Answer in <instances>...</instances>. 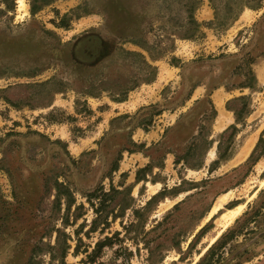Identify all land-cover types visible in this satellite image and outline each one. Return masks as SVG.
Masks as SVG:
<instances>
[{"label": "rangeland", "instance_id": "obj_1", "mask_svg": "<svg viewBox=\"0 0 264 264\" xmlns=\"http://www.w3.org/2000/svg\"><path fill=\"white\" fill-rule=\"evenodd\" d=\"M257 2L258 9L243 8L229 27L201 25L198 37L181 40L169 35L183 18L180 0H13V9L0 17V264H26L32 245L53 244L52 227L72 239L65 264H82L83 255L71 254L73 231L82 222L78 237L88 250L97 239L119 232L121 242L102 250L101 264H198L219 238L201 264H264V0L248 4ZM9 3L0 0V10ZM30 4L40 7L33 15ZM76 8L79 18L67 28L56 27ZM193 18L199 24L212 21L208 0H200ZM84 35L98 37L106 49L91 66L76 64L71 56ZM128 37L165 52L151 61L139 46L124 42ZM121 51L142 55L156 69L154 79L139 84L121 103L106 92L82 95L137 77L130 76L137 60ZM246 55L254 60L253 89L234 87ZM215 90L226 97L221 111L210 98ZM206 97L215 111L211 124L203 115ZM239 97L245 98L243 120L230 141L229 131L220 139V152L229 159L208 172L220 134L234 124L225 103L239 109V102H232ZM75 100L83 101L89 114H74ZM50 111L55 122L46 117ZM200 125L212 142L204 154L203 143L195 151L203 154L202 167L174 166L173 155L185 151ZM149 164L137 174L142 181L135 182L136 172ZM55 183L72 193L70 211L78 203L85 209L74 224L70 216L67 225L60 224L64 205L63 199L54 203ZM110 185L130 188L134 209L154 197L143 212L145 237H124L119 219L101 236L84 235L92 215L83 195ZM241 207L231 222L220 218ZM132 220L126 210L121 225ZM39 259L48 261L47 255Z\"/></svg>", "mask_w": 264, "mask_h": 264}, {"label": "trees", "instance_id": "obj_2", "mask_svg": "<svg viewBox=\"0 0 264 264\" xmlns=\"http://www.w3.org/2000/svg\"><path fill=\"white\" fill-rule=\"evenodd\" d=\"M254 0H224L220 4L214 3V0H208L210 8L213 11V18L211 22L199 24L193 18L194 11L198 8L200 4V0H180V9L183 14V18L181 21H175L176 31H172L170 36L181 40H192L199 36V28L201 25L207 28H211L214 30H222L224 28L229 27L233 21L236 20L240 12L243 8L249 9H258L260 7V2H257L255 5H249L248 2H252ZM10 4V5H9ZM5 5L3 10H0V17L4 15V13L8 10L13 9V0H10V3ZM49 2H45L43 5H48ZM156 5L157 2H154ZM115 7L113 5L112 9ZM40 7H36L33 4H30V14L33 15L39 10ZM76 9L69 11L67 14L62 15L58 19V22L55 24L56 27L67 28L68 23L71 19H77L80 17V14L76 13ZM158 12V11H157ZM156 12V13H157ZM56 14V11H54ZM161 14L158 13L157 16ZM163 16V15H160ZM124 42H128L132 45L139 46L143 51L148 54V58L153 61L156 58L160 57L164 52L165 49L157 48L156 47H146L141 45L138 40H135L132 37H128L124 39ZM124 57H133L137 60V65L135 67H131L130 76L135 74L134 76L137 77H130L128 80L123 81H116L114 83H110L108 87H102L101 89L97 90V88H92L85 90L82 92V95L88 97H96L97 92H106L109 94V98L112 102L121 103L126 100L127 94L135 89L139 84L150 83L155 76L156 69L152 67L142 55L139 53H134L130 51H121ZM106 53L105 47H102L101 41L98 37L94 35H84L77 42L74 44L71 50V56L76 64L84 65V66H91L94 62H96L102 55ZM260 57L264 58V51ZM253 58L249 55H246L242 59L241 66H239L240 73L236 71L237 76L240 77V81L237 83L236 88H247L253 89L255 84L254 75L251 71L250 65L253 64ZM97 90V91H95ZM209 94L207 95V97ZM206 97L204 103L207 105L206 111L203 113L205 116L204 118L208 120V124H211V121L215 117V111L213 106L211 105L209 99ZM7 103H10L7 99H3ZM245 98L239 97L232 99V102H239L240 108L234 109L228 106V103H225V110L231 111L233 114V125H229L219 136V140L216 147V154L217 158L215 161H212L208 167V172L214 170V166L220 161H225L229 159V153L225 155V150L220 152L221 149V141L220 139L225 135L226 132L229 131V135L226 141H230L233 137L236 129V124H241L242 122V112L245 107ZM89 114V110L85 106V103L79 102L78 100L74 101V114ZM54 112L50 111L46 117L50 122H55L53 116ZM67 120L72 121L73 118L66 117ZM59 122V121H58ZM205 127L200 125L197 129V134L189 136V143L185 148V151L181 155H173L174 161L173 165L177 166L179 164L180 167L183 169L189 170H198L203 165V154L208 150L211 145V141H207L205 137L209 136L207 131V135L205 134ZM205 135V136H204ZM261 139L258 140L260 142ZM203 143V154L199 152V155L195 153L196 149L198 148L199 144ZM227 146L225 147V149ZM255 149V148H254ZM127 151V150H126ZM254 150H252L253 152ZM131 152V151H128ZM251 152V153H252ZM170 153V152H166ZM196 156L194 161H189V158ZM158 167L161 166L159 162ZM151 164L145 166L143 169H140L136 172V176L134 177L135 182L142 181L137 174L144 171L145 169H149ZM113 171L115 168L113 167ZM55 190L56 193L54 195V203L57 205L60 199H63V213L59 218L61 226L67 225V219L69 216L72 218V223L74 224L75 221L81 218L84 214V207L82 203H78L76 206L73 207V210L70 211L71 207L74 204V198L72 193L67 190L66 188L62 187L59 183H55ZM130 188H122L118 190L112 185L109 186L107 191H104L102 187L98 186L93 190L87 192L83 195L84 202L87 204L88 209L91 212L92 219L88 225V229L84 232V235L88 237L90 233H94L97 231L98 235H102L105 230L109 228L110 223L114 222L116 219H119V224L121 229L124 231V237H128L132 241H136L137 237L141 236L145 237L147 235V231L143 230L144 227V219H143V212L146 211L147 206L151 203L154 197L150 198L142 208L134 209L131 205L133 199L130 197ZM55 208V206H54ZM129 210L133 220L126 225H121V220L124 218L125 211ZM83 227V222L78 225V228L73 231V235L75 237L74 247L72 250V255L76 256L78 254L83 255L81 260L82 264H101L97 261L100 258L102 250L104 248H109L115 242H121V239L118 238L119 232L113 231L110 236H103L100 239H97L90 250L89 245H82L80 238L78 237V233L80 229ZM203 230L200 229L198 233ZM49 232L54 234L53 237V244L50 245L49 243L43 244L41 241H38L34 245L31 246L29 255L26 261V264H42V260H40V256L47 255L48 261L46 264H65V257L70 249V245L68 244L69 241H72L71 237L66 234L63 229L52 227ZM131 234V235H130ZM225 236V235H223ZM230 237V236H228ZM141 238V237H140ZM217 239L203 254L200 258L198 264H201L205 261L206 256H210L212 253V249L214 246H218L219 240ZM115 241V242H114ZM148 240L144 239L143 245H148ZM82 247V249H80ZM210 264V263H208Z\"/></svg>", "mask_w": 264, "mask_h": 264}, {"label": "bare ground", "instance_id": "obj_3", "mask_svg": "<svg viewBox=\"0 0 264 264\" xmlns=\"http://www.w3.org/2000/svg\"><path fill=\"white\" fill-rule=\"evenodd\" d=\"M215 99H216V98H215ZM215 101H216V103L218 104V99H216ZM219 104H220V102H219ZM225 196H226V195H223V196L219 197V199L217 200V202H216V204H215V206H214V208H213L214 211H216V209L219 208V206L223 204ZM242 208H243V207L238 208V209H237L235 212H233V213H226V214H223L220 218H221V219H228V221L231 222L233 218L237 217V216L241 213ZM214 211H213V212H214Z\"/></svg>", "mask_w": 264, "mask_h": 264}, {"label": "crops", "instance_id": "obj_4", "mask_svg": "<svg viewBox=\"0 0 264 264\" xmlns=\"http://www.w3.org/2000/svg\"><path fill=\"white\" fill-rule=\"evenodd\" d=\"M156 83H158V81L156 82ZM211 100H212V98H214V101L216 100V99H218V104L216 103V101H215V103H216V105H217V108H218V110L219 111H221V110H223V104H224V102L226 101V97H225V94L224 93H222V92H220V91H218V90H215L212 94H211ZM216 98V99H215ZM219 102H220V104H219ZM216 109V108H215ZM217 112V111H216ZM216 116H217V114H216ZM231 117V116H230ZM233 120H232V117H231V122H232ZM231 122H229L228 124H230ZM227 124V125H228ZM226 125V126H227ZM251 149V148H250ZM250 151V150H249Z\"/></svg>", "mask_w": 264, "mask_h": 264}]
</instances>
